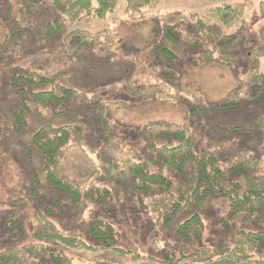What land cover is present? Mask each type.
I'll list each match as a JSON object with an SVG mask.
<instances>
[{"label": "trees", "instance_id": "trees-1", "mask_svg": "<svg viewBox=\"0 0 264 264\" xmlns=\"http://www.w3.org/2000/svg\"><path fill=\"white\" fill-rule=\"evenodd\" d=\"M12 11L10 0H3ZM261 5L263 0H257ZM156 6L160 0H24V12L19 18L9 20L8 34L0 36V61L8 49L19 43L23 33L32 28L30 18L33 15H45L52 6H57L66 20L77 25L88 19L100 21L114 14L119 8L125 12H139L151 3ZM253 0H220L213 11L225 28L239 26L238 32L211 33L210 19L197 12L185 9L159 13L162 25L161 41L151 50V67L159 65L164 58L176 63L182 55L183 47H188L196 58L203 63L228 68L236 77L240 86L247 87V93H230L217 103L201 105L202 110L232 109L250 103H264V71L262 59L264 46L249 61V68L244 73L235 70V61L242 43L241 32L249 27L248 14ZM253 4V3H252ZM116 20V19H115ZM185 28H190L185 30ZM112 30L92 32L75 29L69 33L61 45V53L76 55L82 48L90 46L100 49L108 47L114 54L118 42L115 38L104 40ZM110 39V38H109ZM100 47V48H99ZM107 49V48H106ZM175 50V52H174ZM164 59V60H163ZM12 68V67H11ZM164 82L148 84L138 79L132 82L140 85L141 101L163 99L177 102L190 108L191 97L201 102L194 89L186 85L175 93H163V87L172 80L171 68L164 71ZM13 87L18 94L29 99L34 105L47 107L52 115L64 114L73 109L74 103L81 100L88 102V95L74 89L55 85L51 90L41 91L57 81V76H47L31 71L23 66L13 67ZM173 77V76H172ZM132 82H130L132 84ZM135 85V84H134ZM107 103L96 105L93 101L95 116L100 131L102 145L96 152V160L88 155L93 168L92 175L84 182L67 178L62 172V163L66 155L74 149H82L85 126L81 123L54 127L43 126L26 145L29 153L38 150L43 158L46 177L49 183L64 190L71 197V206L81 212L94 203L110 206L112 197L134 201L145 211L153 215L158 223L168 225L183 207L199 209L210 196L209 207L216 211L227 224L235 229L231 242L222 243L218 249L202 248L200 252L181 255H166V264H212L218 260H228L233 264H264V231H245L244 226L260 223L264 220V166L246 149L231 145H216L199 149L191 126L175 123H150L137 130L138 136L145 142L142 151L129 148L118 126L111 124L106 117ZM196 109L190 108V111ZM31 110L24 103L23 108L13 114L15 127L20 131L27 125V114ZM49 117V115H48ZM219 130L220 133H217ZM260 131L264 149V115L247 126L213 127L207 129L215 138L228 143L239 134ZM222 143V142H219ZM166 170L176 174L185 172V182L175 188L173 181L166 176ZM107 177L112 187H99L95 179ZM34 196L42 197L39 189H34ZM36 209L34 218L35 241L0 250V264H84L71 252L90 251L102 253L106 258L96 259L90 264H116L108 257H120L134 262L143 259L138 248L131 245L128 249L118 246L117 233L108 221L96 218L91 224L94 245L84 241L77 230H60L49 220L47 213H54L55 206ZM205 221L199 214L180 224L176 228L178 241L196 243L202 240Z\"/></svg>", "mask_w": 264, "mask_h": 264}, {"label": "rangeland", "instance_id": "rangeland-1", "mask_svg": "<svg viewBox=\"0 0 264 264\" xmlns=\"http://www.w3.org/2000/svg\"><path fill=\"white\" fill-rule=\"evenodd\" d=\"M23 1L10 0L12 11H9L5 2L0 0V36L8 34L11 16L19 18L23 14ZM253 1L247 19L249 27L241 32L243 39L234 64L238 73L247 71L253 55L264 46V4ZM156 3L159 6L152 2L139 12H125L121 7L103 21L88 19L77 25L66 20L59 7L52 6L47 14L33 15L27 19L31 21V30L24 32L20 42L14 43L3 56L5 61H0V250L35 241L34 212L39 208L44 211V206L56 207V211L47 213V216L60 230H77L89 245L95 243L91 224L96 218L112 224L117 233L118 246L128 249L135 245L143 256V259L136 262L114 256L107 258L116 264H166L162 261L167 260L168 254L176 257L190 255L200 252L204 247L218 249L222 243L232 241L235 229L209 207L210 195L199 209L183 207L168 225L158 223L152 214L137 206L134 201L119 199L117 196L111 198L110 206L94 203L81 212L78 207L71 206L68 193L49 183L40 152L33 150L30 154L26 147L31 144L34 134L45 125L60 127L83 124L85 132L82 149H74L66 155L62 172L69 179L86 181L93 173L86 155L96 160L95 154L102 145L93 106L96 100L97 106L108 104L105 110L109 122L118 126L127 147L139 152L144 149L145 142L136 133L138 129L154 122L175 123L191 126L197 148L201 150L221 144L231 145L250 151L264 166L260 131L239 134L228 143L207 131L213 127L247 126L264 115L263 102L232 109H200V103L207 106L217 103L239 88L241 95L247 93V87L240 86L228 68L192 58L194 53L188 47H183L182 55H179L176 63H170L167 57L155 67H151L148 62L152 47L162 38L161 11L185 9L207 16L211 21L209 31L213 34L219 31L238 32L239 26L224 28L216 18L213 9L219 5L220 0H160ZM106 28L112 32L104 40L111 42L114 37L118 42L114 54L104 46L100 49L87 46L71 56L60 52L64 38L73 30L97 32ZM189 29L184 27L183 30L185 32ZM1 49L4 48L0 46ZM17 66L47 76H57V81L39 87V90H51L59 84L87 94L88 102L77 100L71 111L52 115L47 107L32 104L27 93L24 97L19 96L18 90L12 85L13 67ZM169 68L174 74L167 86L163 87V93H175L182 86H191L196 95L201 97V102L191 97L190 108L195 111L163 99L141 101V87L132 80L138 79L148 84L164 82V71ZM24 103L31 112L27 114V125L17 131L13 129V114L21 110ZM217 133H220L219 130ZM165 174L173 181L175 188L185 182V172L176 174L166 170ZM94 182L102 188L112 187L111 181L104 176ZM35 188L43 193L42 197L33 195ZM196 214L201 215L205 221L202 240L196 243L178 241L176 228ZM243 229L264 231V220L244 226ZM71 254L84 264L106 258L101 252L79 251Z\"/></svg>", "mask_w": 264, "mask_h": 264}, {"label": "crops", "instance_id": "crops-1", "mask_svg": "<svg viewBox=\"0 0 264 264\" xmlns=\"http://www.w3.org/2000/svg\"><path fill=\"white\" fill-rule=\"evenodd\" d=\"M212 264H233V263L228 260H218L213 262Z\"/></svg>", "mask_w": 264, "mask_h": 264}]
</instances>
